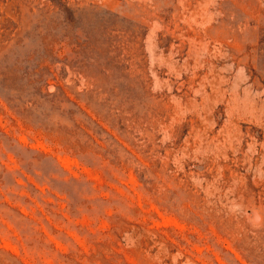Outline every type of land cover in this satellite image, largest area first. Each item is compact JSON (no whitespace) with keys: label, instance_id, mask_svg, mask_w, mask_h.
Listing matches in <instances>:
<instances>
[{"label":"rangeland","instance_id":"1","mask_svg":"<svg viewBox=\"0 0 264 264\" xmlns=\"http://www.w3.org/2000/svg\"><path fill=\"white\" fill-rule=\"evenodd\" d=\"M0 264H264V0H0Z\"/></svg>","mask_w":264,"mask_h":264}]
</instances>
